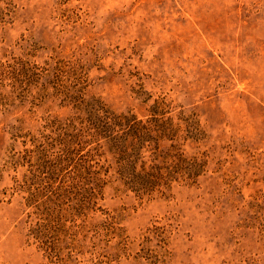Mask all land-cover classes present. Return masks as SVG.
Listing matches in <instances>:
<instances>
[{"label":"rangeland","instance_id":"1","mask_svg":"<svg viewBox=\"0 0 264 264\" xmlns=\"http://www.w3.org/2000/svg\"><path fill=\"white\" fill-rule=\"evenodd\" d=\"M19 60L58 70L47 95L43 81L23 92L0 82V264L46 263L15 191L25 171L9 162L26 134L74 115L53 96L60 72L116 113L145 118L161 98L195 112L205 139L186 150L207 156V172L155 197L112 179L98 207L127 250L93 238L106 216L92 213L59 264H264V0H0V72Z\"/></svg>","mask_w":264,"mask_h":264},{"label":"trees","instance_id":"2","mask_svg":"<svg viewBox=\"0 0 264 264\" xmlns=\"http://www.w3.org/2000/svg\"><path fill=\"white\" fill-rule=\"evenodd\" d=\"M55 70L58 68L49 64L39 67L14 61L3 67L0 82L8 80L11 87L23 92L43 81V94L47 95L46 85ZM59 76L61 80L53 82V96L71 104L74 115L50 122L36 135L26 134L24 149L9 162L16 173L25 171L21 179H15V191L24 194L30 210L29 239L45 264H59L66 252L72 256L79 249L77 235L88 228L92 213L106 216L93 238H116L117 247L127 250L125 230L114 216L98 207L112 179L139 197H155L168 195L177 185H195L207 172V156L201 152L189 155L186 150L205 139L195 112L177 111L161 98L145 118L116 113L99 100L87 101L82 90L61 85V72L55 77ZM148 232L158 237L160 244L166 243L165 228L154 227ZM150 241V237L145 240Z\"/></svg>","mask_w":264,"mask_h":264}]
</instances>
